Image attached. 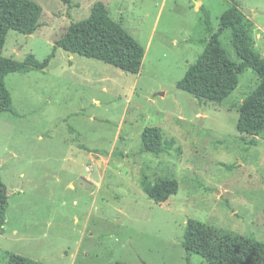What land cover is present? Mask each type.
<instances>
[{"label": "rangeland", "instance_id": "374dc122", "mask_svg": "<svg viewBox=\"0 0 264 264\" xmlns=\"http://www.w3.org/2000/svg\"><path fill=\"white\" fill-rule=\"evenodd\" d=\"M36 1L44 9L41 27L10 30L5 57L47 59L69 25L99 1L146 54L142 70L131 73L57 47L46 69L6 77L14 112L0 113V169L9 193L0 264L12 254L38 264H188V257L204 264L183 246L190 219L264 241V131L238 130L241 104L260 77L248 68L223 102L178 88L231 3ZM239 1L264 56V0ZM220 41L239 61L230 29ZM154 126L175 141L172 150H142L144 130ZM169 179L179 190L166 201L144 191L145 181Z\"/></svg>", "mask_w": 264, "mask_h": 264}, {"label": "trees", "instance_id": "16d2710c", "mask_svg": "<svg viewBox=\"0 0 264 264\" xmlns=\"http://www.w3.org/2000/svg\"><path fill=\"white\" fill-rule=\"evenodd\" d=\"M231 6L222 14L220 29L207 41L203 53L178 82V88L199 100L223 102L238 87L240 75L252 68L260 77V84L243 100L240 107L238 130L260 135L264 131V56L257 50L251 21L240 7L239 0H228ZM43 7L36 0H0V113L14 112L13 96L6 84L12 72L46 69L56 54L57 47L102 60L125 72L139 73L143 68L145 47L114 20L103 2H97L87 18L73 21L56 41L53 53L40 61L34 54L25 60L5 57L3 49L10 30L33 34L42 25ZM207 27L212 30L208 12ZM230 29L239 61L232 60L220 41L222 31ZM142 150L160 154L172 150L173 139L165 141L162 130L147 127L143 133ZM144 191L156 201L163 202L179 190V182L169 179L153 184L145 181ZM9 193L0 169V233L5 231ZM183 246L190 255L196 253L204 264H264V241L256 238L224 233L197 219L188 221ZM8 264H38L29 257L10 255ZM127 264V263H117ZM188 264H191L188 257Z\"/></svg>", "mask_w": 264, "mask_h": 264}, {"label": "water", "instance_id": "95a60500", "mask_svg": "<svg viewBox=\"0 0 264 264\" xmlns=\"http://www.w3.org/2000/svg\"><path fill=\"white\" fill-rule=\"evenodd\" d=\"M95 156H98V155H95ZM100 164H101V162H100Z\"/></svg>", "mask_w": 264, "mask_h": 264}]
</instances>
